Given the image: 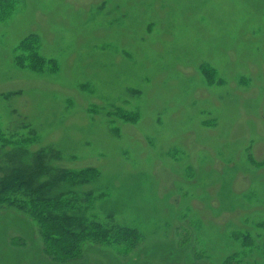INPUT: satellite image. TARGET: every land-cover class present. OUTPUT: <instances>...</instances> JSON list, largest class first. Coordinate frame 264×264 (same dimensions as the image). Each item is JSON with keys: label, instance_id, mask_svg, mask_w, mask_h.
Masks as SVG:
<instances>
[{"label": "rangeland", "instance_id": "obj_1", "mask_svg": "<svg viewBox=\"0 0 264 264\" xmlns=\"http://www.w3.org/2000/svg\"><path fill=\"white\" fill-rule=\"evenodd\" d=\"M0 1V175L39 151L53 171L95 169L54 195L138 234L131 250L87 241L58 262L35 221L1 205L0 264H264V100L235 133L213 129L239 121L240 89L262 88L264 0L194 14L177 0ZM22 54L55 69L18 66ZM195 105L206 134L183 122Z\"/></svg>", "mask_w": 264, "mask_h": 264}, {"label": "trees", "instance_id": "obj_2", "mask_svg": "<svg viewBox=\"0 0 264 264\" xmlns=\"http://www.w3.org/2000/svg\"><path fill=\"white\" fill-rule=\"evenodd\" d=\"M1 2V1H0ZM8 13L7 6L0 9V14ZM22 42L20 49L25 52L27 45ZM16 65L42 71L49 66V71L55 69L53 61H45L36 54L27 57L23 54L14 59ZM208 76L213 75L204 71ZM27 141L22 143L26 144ZM16 159V157H14ZM48 154L39 151L33 155L31 164L10 168L0 175V206L14 208L27 214L39 228L43 242L44 253L54 261L68 262L80 256V246L87 241L100 244H126L131 250L136 246L138 234L127 228L107 227L94 222H83L73 213V207L62 194L54 191L61 183L87 184L98 177L95 169L87 168L79 171L54 170L48 166ZM90 194H87V199ZM264 228V224L261 225ZM137 234V235H136ZM239 237V235H235ZM241 244L248 245L244 236Z\"/></svg>", "mask_w": 264, "mask_h": 264}, {"label": "bare ground", "instance_id": "obj_3", "mask_svg": "<svg viewBox=\"0 0 264 264\" xmlns=\"http://www.w3.org/2000/svg\"><path fill=\"white\" fill-rule=\"evenodd\" d=\"M165 1H166V3L168 2V0H165ZM177 3L180 6V8H179L180 13L179 14H186L188 12L194 14V13H197V12L201 11L202 9H204L206 6L205 0H177ZM253 39H254V37H253ZM191 69H192L191 67H188V68H185L184 71H188ZM234 83L236 84V82H234ZM213 91H215V89H212V92ZM239 92L241 94V96L239 97V99L241 100L240 101V108L238 111L239 112V114H238L239 121L236 122V120H235L232 123L227 118H226V120H221V122L218 124V127L213 128L215 132L222 133L228 127V129L230 130L231 133H235L237 130L236 125L240 126V125L244 124L247 117L249 118V116L246 114L249 112V109L253 111V109H255V107L257 106V104L260 101L264 100V81H263L262 88H260V87L256 88L255 87V88H252L251 90L240 89ZM195 97H197V95ZM202 110L203 109H201L198 105L189 106L187 108L185 119L183 120V122L185 121V122H187L186 124H188V125H186L187 126L186 129H191V128H194V126H195L197 131L201 134H206V131L210 132L208 130V126L202 127L201 125H198L200 122L202 123V120L204 117L203 116L198 117V118L195 117L196 113H198ZM213 111L216 112V109H214ZM198 121H199V123H198ZM174 136H175L174 131L167 132V135L165 136L164 130H162V138L163 139H165V138L168 139V138L174 137Z\"/></svg>", "mask_w": 264, "mask_h": 264}, {"label": "flooded vegetation", "instance_id": "obj_4", "mask_svg": "<svg viewBox=\"0 0 264 264\" xmlns=\"http://www.w3.org/2000/svg\"><path fill=\"white\" fill-rule=\"evenodd\" d=\"M263 231H264V229H263ZM244 237L247 238V240H249V244L247 246H251V239H250L249 235L244 233Z\"/></svg>", "mask_w": 264, "mask_h": 264}]
</instances>
